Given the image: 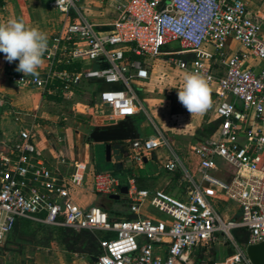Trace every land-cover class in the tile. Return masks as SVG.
<instances>
[{
  "label": "built area",
  "instance_id": "built-area-1",
  "mask_svg": "<svg viewBox=\"0 0 264 264\" xmlns=\"http://www.w3.org/2000/svg\"><path fill=\"white\" fill-rule=\"evenodd\" d=\"M85 1L50 0L52 10L66 19H77L66 22L52 38L43 57L45 68L38 77L11 75V81L42 94L57 89L65 93L83 81L118 85V90L97 91L91 110L99 107L121 121L144 111L132 86L149 79L142 59L177 57L178 71H199L210 78V88L216 86L213 98L219 123L215 134L191 148L201 181L188 177L192 187L178 198L140 189L134 179L127 178L126 198L137 217L110 220L99 207L82 210L71 190L84 188L90 177L95 194H118L119 176L111 172L90 176L86 162L74 163L66 172L54 168L36 148L30 128H23L8 150L0 152V244L18 219H26L53 228L112 235L99 240L101 253L96 264H204L194 255L195 249L219 236L230 244L233 254L209 264H252L246 248L264 242V39L246 1L104 0L115 13L103 25L80 13ZM230 39L243 50L226 55L224 46ZM171 43L183 50L165 52ZM208 47L225 57L221 76L209 63ZM127 54L139 59L129 62ZM168 147L162 134L133 139L129 157L142 163L153 152ZM221 164L229 169L225 180L217 175ZM165 168L174 171L182 166L174 159ZM146 202L167 221L140 218ZM229 202L237 206L239 216L225 220L217 208ZM235 230L247 233L243 245L235 240Z\"/></svg>",
  "mask_w": 264,
  "mask_h": 264
},
{
  "label": "crops",
  "instance_id": "crops-1",
  "mask_svg": "<svg viewBox=\"0 0 264 264\" xmlns=\"http://www.w3.org/2000/svg\"><path fill=\"white\" fill-rule=\"evenodd\" d=\"M245 1L249 9V0ZM49 2L50 0H0V23L13 18L23 20L27 26L37 27L44 32L48 37L49 44L52 38L63 29L66 22L77 19L74 16L66 19L63 15L52 10L49 7ZM92 9H111L113 15L110 19L93 20L88 16V12ZM80 13L93 23L103 25L111 21L115 9L104 0H86L80 6ZM251 14L254 18L257 17L253 12ZM261 34L263 37L264 32H261ZM232 44L238 45V47H232ZM206 50L210 54L209 63L215 74L221 76L225 70V57L214 52L211 47L206 48ZM241 50H243V47L233 39L228 40L224 46L226 55ZM17 64L18 61H14L11 64L8 63L4 59V54L0 53V152L8 150L9 146L18 139L20 130L28 127L31 130L32 141L42 157L54 168L63 172H66L68 170L67 167H71L74 163L86 162L90 176L95 172H114L122 175L124 178L134 179L136 186L140 189L159 190L178 198L187 193V191L180 190V187L187 182L188 177H192L195 182L201 181L198 160L192 154L191 148L200 142L210 139L215 134L216 126L219 123V119L215 114L216 102L213 98L216 86L210 88L211 105H214V108L211 113L212 116L210 115L211 118L208 119V125H211V128L214 127V130L211 134L207 133L205 138L196 139L193 144H188V151L174 146L173 142L167 140L169 143L168 148L159 149L148 158H145L142 163H136L129 157V141H127L122 144L118 152H113L111 160L107 161L105 145L95 143L89 139V135L93 130L119 122L107 114H100L98 108L95 112L91 110L95 102L94 95L97 91H100L101 84L83 81L77 87L65 93L62 89H57L51 93L42 94L35 88L20 87L11 81V75L23 74L15 71ZM251 65H255L258 69L261 67V64L258 62H251ZM44 68L45 64L43 63L38 70L39 74L43 72ZM87 89L89 90L90 97L83 105L77 104L75 107L78 113L77 116H72L68 113L63 115L57 114L52 110L60 102L68 99L73 90L76 94L79 93L78 96H81ZM45 108H47V111ZM203 119L205 120V118ZM203 119L202 121H204ZM129 121L133 126L135 138H147L157 134V130H153L150 127L147 116L142 112L130 118ZM60 134H67L66 141H63L59 146L50 143L56 135ZM174 159L182 166L180 170L185 175H182V173L178 174L179 168L174 171H168L165 168V164ZM62 161L65 163L63 164ZM185 166L188 168L187 171ZM220 168L222 171L217 173V175L225 180L229 175V169L223 164L220 165ZM71 194L82 210H88L94 206L99 208L107 207L113 218L118 219L126 215H133L134 218L137 217V215L130 211L126 196H122L119 201L111 200L109 202L108 196L92 192L90 177H88L87 185L84 188L72 189ZM100 196L102 197L100 198ZM238 216L239 210L236 206L232 212H229L228 218H237ZM139 217L155 221H167L166 217L149 202H146L141 207ZM27 221L35 222L32 220ZM49 228L53 229V227ZM231 249L230 246L223 242L222 238L217 237L209 244L198 247L194 255L198 261L207 264L229 256ZM75 257L76 262L73 264H96L92 261L95 257L90 258L85 254H79Z\"/></svg>",
  "mask_w": 264,
  "mask_h": 264
},
{
  "label": "rangeland",
  "instance_id": "rangeland-1",
  "mask_svg": "<svg viewBox=\"0 0 264 264\" xmlns=\"http://www.w3.org/2000/svg\"><path fill=\"white\" fill-rule=\"evenodd\" d=\"M248 4L249 11L257 16L255 18L260 30L264 32V0H249ZM112 15L111 9H92L88 12V16L93 20L110 19ZM234 45L232 44V47H238V45ZM163 50L165 52L181 51L183 48L178 43H171ZM171 59L174 60L173 63H171ZM177 59V57L160 56L148 60L149 79L133 83L132 86L143 104L144 111L142 113L147 116L150 127L157 130V134H162L168 141L173 142L174 146L188 151V144H193L196 139L206 137L207 129L211 128V125H208V119L212 116L214 105H211L204 114L193 116L182 106L178 101L177 89L183 83L184 73L176 69ZM78 94L73 90L68 99L52 108L54 113L62 115L68 113L77 116L78 113L75 110L77 104L83 105L90 97L88 89L81 96ZM98 109L100 110L99 107ZM45 110L47 111V108ZM99 112L106 114L105 111L100 110ZM144 118L146 119V117ZM201 118H205V120L203 119L205 122ZM66 135H56L50 143L59 146L63 141H66ZM185 169L188 170L187 166ZM181 173L185 175L179 169L178 174ZM191 187L192 185L186 182L180 187V190L187 191ZM235 208L236 205L232 202L218 205V211L225 220L229 219V212ZM126 217L127 215L118 219H126ZM219 237L230 246L222 236ZM77 255L79 253H72L66 249L57 230H50L49 227L37 222H29L24 227L22 226V229L12 233L5 242L0 244V263L2 262V264H73L76 262L75 256Z\"/></svg>",
  "mask_w": 264,
  "mask_h": 264
},
{
  "label": "clouds",
  "instance_id": "clouds-1",
  "mask_svg": "<svg viewBox=\"0 0 264 264\" xmlns=\"http://www.w3.org/2000/svg\"><path fill=\"white\" fill-rule=\"evenodd\" d=\"M47 48L48 37L39 28L29 27L23 20L14 18L0 23V53L10 64L18 61L15 71L24 76H39ZM209 80L199 71L184 73L177 97L191 116L202 115L211 107Z\"/></svg>",
  "mask_w": 264,
  "mask_h": 264
},
{
  "label": "trees",
  "instance_id": "trees-1",
  "mask_svg": "<svg viewBox=\"0 0 264 264\" xmlns=\"http://www.w3.org/2000/svg\"><path fill=\"white\" fill-rule=\"evenodd\" d=\"M127 58H128L129 62L132 60H135V59H139V58H137L131 54H127ZM147 62H148V60L142 59L143 66L149 70ZM78 68H79V66H77V69ZM215 125H216V123H215ZM213 130H214V127L211 128V130L207 129V133L211 134L213 132ZM113 174L119 176V178L121 179V187H123L124 185H127V178L126 177L124 178L122 175H119V174L114 173V172H113ZM109 202H111V200H109ZM101 209L109 215L110 220H119L117 218H113V216L111 215V212L109 211V209L107 207H104ZM126 219L131 220V219H135V218L133 215H129L126 217ZM27 224H29V221L24 220V219H18L16 221V224H15L12 232L8 236H10L12 233H14L17 230L22 229V226L24 227V225H27ZM50 230H57L59 232V238L63 241L64 246L66 247V249L68 251H70L72 253L85 254L90 258H92V257L97 258L100 255L101 250L99 248V240L102 238H108V237L112 236L110 234H104V233H103V235H101L100 232H92L89 230H82L80 232H76L72 229L64 228V227L53 228V229L50 228ZM233 236L239 245H243L246 242L247 233L243 230H235L233 232ZM231 254H233L232 249H231V252L229 255H231Z\"/></svg>",
  "mask_w": 264,
  "mask_h": 264
},
{
  "label": "water",
  "instance_id": "water-1",
  "mask_svg": "<svg viewBox=\"0 0 264 264\" xmlns=\"http://www.w3.org/2000/svg\"><path fill=\"white\" fill-rule=\"evenodd\" d=\"M119 86L115 84L101 85L100 91L107 92L110 90H118ZM130 118L119 121L117 124L110 126H104L100 129L93 130L89 139L95 143H101L105 145L106 160L110 161L113 152H118L122 147V144L127 141H131L135 138L133 135V126L129 121ZM128 192L127 186L120 188L118 194L109 195L108 199L112 201H119L122 196H126ZM246 256L252 264H264V242L251 245L246 248ZM94 263L97 262V258H93Z\"/></svg>",
  "mask_w": 264,
  "mask_h": 264
},
{
  "label": "flooded vegetation",
  "instance_id": "flooded-vegetation-1",
  "mask_svg": "<svg viewBox=\"0 0 264 264\" xmlns=\"http://www.w3.org/2000/svg\"><path fill=\"white\" fill-rule=\"evenodd\" d=\"M0 264H2V262Z\"/></svg>",
  "mask_w": 264,
  "mask_h": 264
},
{
  "label": "snow or ice",
  "instance_id": "snow-or-ice-1",
  "mask_svg": "<svg viewBox=\"0 0 264 264\" xmlns=\"http://www.w3.org/2000/svg\"><path fill=\"white\" fill-rule=\"evenodd\" d=\"M130 111V109H128Z\"/></svg>",
  "mask_w": 264,
  "mask_h": 264
}]
</instances>
